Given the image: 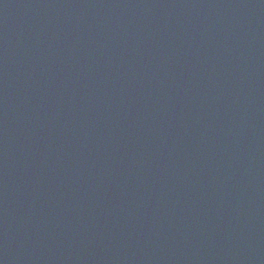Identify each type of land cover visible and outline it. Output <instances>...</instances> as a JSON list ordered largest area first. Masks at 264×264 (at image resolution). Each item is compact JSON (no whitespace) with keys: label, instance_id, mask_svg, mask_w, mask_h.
<instances>
[{"label":"water","instance_id":"95a60500","mask_svg":"<svg viewBox=\"0 0 264 264\" xmlns=\"http://www.w3.org/2000/svg\"><path fill=\"white\" fill-rule=\"evenodd\" d=\"M0 264H264V0H0Z\"/></svg>","mask_w":264,"mask_h":264}]
</instances>
